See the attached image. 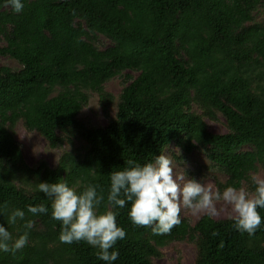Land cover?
Here are the masks:
<instances>
[{
    "label": "trees",
    "instance_id": "obj_1",
    "mask_svg": "<svg viewBox=\"0 0 264 264\" xmlns=\"http://www.w3.org/2000/svg\"><path fill=\"white\" fill-rule=\"evenodd\" d=\"M256 12L264 16V0H24L19 13L0 0V57L17 65L0 66V224L14 236L25 230L24 221L7 223L13 208L31 221L28 243L0 251V264H105L86 242L59 241L51 201L35 189L41 181L99 185L104 211L112 171L174 147L178 162L203 152L226 177L217 188L253 190V173H264V19L255 22ZM112 79L117 96L105 90ZM94 96L104 126L84 119ZM219 116L225 133L209 132L206 120ZM18 122L49 150H70L54 167H29ZM39 204L48 212H27ZM128 207L117 216L126 236L113 264H153L162 247L181 242L194 246L193 264H264V224L249 235L232 217L204 214L191 225L180 216L154 234L131 222Z\"/></svg>",
    "mask_w": 264,
    "mask_h": 264
},
{
    "label": "clouds",
    "instance_id": "obj_2",
    "mask_svg": "<svg viewBox=\"0 0 264 264\" xmlns=\"http://www.w3.org/2000/svg\"><path fill=\"white\" fill-rule=\"evenodd\" d=\"M4 4L19 13L24 0H3ZM127 166L110 173V186L106 201L108 208L100 211L104 195L98 192L99 185L87 184L78 190L62 179L54 183L41 181L35 189L51 201V218L61 224L58 239L71 244L84 241L98 249L97 256L105 264H113L119 256L114 247L123 240L126 232L118 225L120 209L128 207V217L133 224L148 226L154 234H166L181 223V207L195 212L216 214L215 202L225 201L235 212L233 227L237 231L253 234L264 224L258 208H264V178L254 175L253 190L244 187L226 186L222 191L206 188L200 180L189 177L184 171L173 174L175 167L170 155L161 153L143 164L136 160L126 161ZM182 181V184L179 183ZM7 205H0V215ZM44 204L28 205L32 215L45 214ZM24 221V231L14 236L0 224V251L14 252L28 243L31 221H25V210L13 208L7 217L9 225Z\"/></svg>",
    "mask_w": 264,
    "mask_h": 264
},
{
    "label": "rangeland",
    "instance_id": "obj_3",
    "mask_svg": "<svg viewBox=\"0 0 264 264\" xmlns=\"http://www.w3.org/2000/svg\"><path fill=\"white\" fill-rule=\"evenodd\" d=\"M253 17L255 22H261L264 19V16L257 12ZM100 44V47L104 48L110 45L109 41L104 38H100ZM2 65L17 67L14 62L0 57V66ZM105 90L110 92L113 96H117L118 92L120 91L119 79H112L106 83ZM114 100L116 101L115 97ZM96 102L97 98L94 96L90 108L85 112L84 119L86 120L87 124L92 126H104L107 123L108 117H105L102 114ZM114 113L115 102L110 108H108V116L111 117ZM218 118L219 119L217 122L206 120L209 132L215 134L225 133L226 129L223 124V119L220 116ZM14 132L15 139L21 147L24 161L29 167H36L40 162H45L49 167H54L60 155L64 151L68 149L70 150V148L67 146L57 150H49L41 136L36 133L26 132L19 122L16 124ZM245 149L249 150L250 148L245 147L244 150ZM171 151L172 153L166 151L164 154L170 155L173 158L175 165L173 169L174 176L184 171L189 177L200 180L206 188H210L213 191L217 189V182L223 183L225 181V175L221 174L209 163L203 152L198 150L192 151L183 161L178 162L174 158L177 153L176 148H171ZM254 175L258 176L259 178H264V173L260 168H258L257 171L253 173V176ZM179 183L182 184V181H179ZM243 187L246 188L245 186ZM220 190L222 191L223 189ZM214 207L216 209L215 215H211L204 211L193 213L191 210L183 207H181L179 215L181 217H185L191 225L194 224L204 214H208L215 220L226 219L228 217L235 218L236 214L229 203L223 200L217 201L215 202ZM160 252L161 255L153 259V264H176L178 261L180 264H193L195 256L194 246L187 242L170 243L165 247H162Z\"/></svg>",
    "mask_w": 264,
    "mask_h": 264
}]
</instances>
